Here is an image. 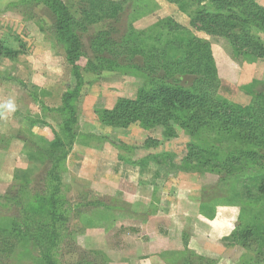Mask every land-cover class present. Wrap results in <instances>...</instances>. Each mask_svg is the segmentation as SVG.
<instances>
[{
	"label": "rangeland",
	"instance_id": "rangeland-1",
	"mask_svg": "<svg viewBox=\"0 0 264 264\" xmlns=\"http://www.w3.org/2000/svg\"><path fill=\"white\" fill-rule=\"evenodd\" d=\"M62 1L77 15V0ZM254 1L264 9V0ZM184 2L185 9H178L165 0H149L146 9L140 10L147 14L131 22L134 29L145 32L134 40L133 49L138 53L130 67L121 69L96 66L89 40L110 25L114 39L122 38L133 14L130 8L118 22L90 26L82 35L83 48L72 56L66 38L56 32L55 16L48 7L41 2L33 5L25 0H0V46L17 53L13 59L0 57V199L6 197L0 200V224L12 216L20 220L29 210H47L43 202L39 207L41 197L49 191L44 182L48 166L39 149L54 140L62 119L74 112L77 137L58 170L56 196L72 210L70 234L60 243L63 264L79 263L82 253L95 264H200V258L225 264L223 256L228 255V248L230 264H253L257 253L264 256V197L258 193L264 183V149L241 144L236 132L223 134L209 129L211 126L190 132L173 124L167 128L136 123L121 129L106 127L98 118L99 112L112 110L121 99H134L145 83L158 82L151 79L165 73L155 66V75H150L141 49L147 50L150 61L155 55H163L172 63L185 56L178 41L186 42L189 33L207 42L209 48L193 51L192 72L200 68V75L190 74L183 65L172 67L169 72L175 73L180 85L205 87L215 106L220 101L249 106L258 99V93H264V57H252V51L245 50V42L240 41L237 49L248 56L233 60L234 49L224 36L190 27L198 7L196 2ZM163 19L167 21L162 26L154 27ZM256 35L264 48V35ZM207 57L217 80L203 75L206 60L202 59ZM91 60L94 65L89 64ZM7 104L12 108H6ZM189 154L195 156L187 161ZM125 164L138 166L143 172L146 195L140 199L118 190L119 170ZM177 194L196 200L198 206L212 213L211 217L221 208L232 212L225 217L231 222L221 243L226 253L218 252L212 259L193 251L195 239L188 220L179 213ZM159 211L170 213L166 222L143 229L130 226H139ZM33 216L26 219L29 224L44 223V216ZM237 227L256 231L252 248L243 249L228 241ZM7 242L13 244L12 253L0 264L40 263L36 241L34 245L29 238L17 242L10 238Z\"/></svg>",
	"mask_w": 264,
	"mask_h": 264
},
{
	"label": "trees",
	"instance_id": "trees-1",
	"mask_svg": "<svg viewBox=\"0 0 264 264\" xmlns=\"http://www.w3.org/2000/svg\"><path fill=\"white\" fill-rule=\"evenodd\" d=\"M165 1L175 4L178 9L179 7L180 9H185L186 7L184 5L185 0ZM187 1L196 2V7H198L192 14L196 19L190 18V27L212 36H224L234 49L233 60H237L240 56H248L244 55L245 51L237 49L240 41L245 42V50L252 51L250 53L252 57H264V48L260 45L259 37L256 35L258 33L264 35V9L254 0ZM28 2L33 5L41 2L52 11L55 16L56 32L66 38V43L69 46V55L71 54L72 56L83 48L82 35L90 26L105 21L118 22L121 16L130 8L133 14L129 16L128 27L125 29V34L122 38L114 39V27L110 25L107 31L91 38L89 45L93 51V60L96 66L105 65L121 69H127L131 66L138 53L133 47L134 40L141 38L145 33L134 29L131 22L147 14V12L141 13L140 10L146 9L149 0H125L121 3H114L109 0H77V15L72 14L62 0H25V3ZM203 2H207V4L202 6ZM165 21L167 20L157 21L154 27L159 28ZM197 23L203 27L197 28L195 25ZM236 30L239 33L234 32ZM75 31L79 35H76ZM178 44L184 47L185 56L181 60L172 63L169 60H165L163 55L160 57L155 55L151 57L153 61H150L145 55V53H148L147 50L141 49L142 54L140 55L145 59L144 64L148 66V73L154 76L156 72L155 66L163 68L165 73H163L161 78L151 79L158 82L145 83V87L141 89L134 99H121L112 110L99 112L98 118L100 122L106 127L121 129L128 128L136 123H140L145 127L159 125L167 128H173V124L190 132L211 126L209 129L214 128L223 134L236 132L237 139L241 144L264 149V93L257 94L260 101L256 98L253 103L245 107L224 101H220L216 106L213 105L214 102L205 87L196 84L180 85L177 82L179 80L176 81L174 79L175 73L169 72L173 69L172 67L183 65L186 67L185 71L190 74L196 75L198 73L200 75V68L195 66L194 71L196 72H192L193 63L195 62L193 51L201 48L208 51L209 44L196 39L190 33L186 42L183 40L179 43L178 41ZM256 50L261 53H255ZM16 54V52L0 46V57L13 59ZM204 55L208 56L207 53ZM202 60H206V71H204L203 75L216 79L217 73L212 61H209L208 57ZM153 63L155 65H152ZM89 64L94 65L92 60ZM134 69L143 72L139 67L134 66ZM76 123L77 116L74 112L66 114V118L62 119L59 124V131L54 132V140L48 142L43 149H39L44 158V164L48 166L44 182L49 190L41 197V205L39 207H43V202L47 205V210L43 211L41 209V212L39 210H29V212H25L26 207L23 206L22 210L25 213L22 214L20 220L17 219L15 221L16 217L12 216L8 218L9 222L0 224V260L3 257H9L12 253L13 244L6 243V239L11 238L14 242H17L21 239L29 238L33 245L34 241H36V248L41 250L39 251V264L64 263L59 257L60 243L62 237H68V234H70L68 224L71 219L69 212L72 210L64 207L63 202L56 197L59 194L58 184L60 182L58 170L63 166L69 149L75 143L77 137ZM2 143L3 141L0 140V149H2ZM194 156L189 154L185 159L189 161ZM237 161L234 160L235 163ZM258 193L264 197V183L258 187ZM5 198L2 197L0 200ZM16 206H18V203H16ZM37 214L44 216V223L29 224L26 221L31 215L35 217ZM255 233V230L237 227L228 241H233L234 245H238L243 249H250L256 243L255 239L252 240L256 236ZM81 256L85 259L81 257L82 260L80 258L81 261L77 264H95L88 260L87 253H82ZM199 261L200 264L204 262L211 264V261L204 258H200ZM253 264H264V256L261 253H257Z\"/></svg>",
	"mask_w": 264,
	"mask_h": 264
},
{
	"label": "crops",
	"instance_id": "crops-1",
	"mask_svg": "<svg viewBox=\"0 0 264 264\" xmlns=\"http://www.w3.org/2000/svg\"><path fill=\"white\" fill-rule=\"evenodd\" d=\"M118 181L119 183L116 185L118 186V190L121 194L130 198L133 197L134 199H140L146 195L143 172L138 166L130 164L123 165L119 170ZM150 193L151 196L153 191L151 190ZM177 195V199L180 200V202H178V208H180L179 213L183 215V219H185V221L188 220V229L191 231V237H194L195 239L193 241V251L197 252L199 255L212 259H215L218 252L226 253V250L221 243L222 238L224 237L223 235L225 234L224 232L227 231L225 228L229 227V222H231L230 218L226 219L225 217L232 215V212L221 208L216 211L215 217H211L212 213L207 210L205 211L200 205L198 206L196 200H187V198L185 200L183 197L184 195ZM181 198H183L188 205H185ZM168 216H170V213L159 211L154 213L151 217H147V219L143 222H140L139 226H132L133 224H130V226L136 227V229L137 227L143 229V227L148 224H161L162 222H166L165 218L167 219ZM133 231L135 234H138L139 232L138 230ZM231 256V249L228 248V255L223 256L227 259V264L232 262Z\"/></svg>",
	"mask_w": 264,
	"mask_h": 264
},
{
	"label": "clouds",
	"instance_id": "clouds-1",
	"mask_svg": "<svg viewBox=\"0 0 264 264\" xmlns=\"http://www.w3.org/2000/svg\"><path fill=\"white\" fill-rule=\"evenodd\" d=\"M5 107L11 109L12 105L11 104H7V105H5Z\"/></svg>",
	"mask_w": 264,
	"mask_h": 264
}]
</instances>
